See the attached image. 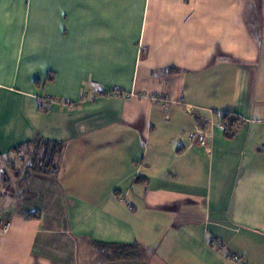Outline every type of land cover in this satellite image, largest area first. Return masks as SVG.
Here are the masks:
<instances>
[{
  "label": "crops",
  "instance_id": "1",
  "mask_svg": "<svg viewBox=\"0 0 264 264\" xmlns=\"http://www.w3.org/2000/svg\"><path fill=\"white\" fill-rule=\"evenodd\" d=\"M0 264H264V0H0Z\"/></svg>",
  "mask_w": 264,
  "mask_h": 264
},
{
  "label": "trees",
  "instance_id": "2",
  "mask_svg": "<svg viewBox=\"0 0 264 264\" xmlns=\"http://www.w3.org/2000/svg\"><path fill=\"white\" fill-rule=\"evenodd\" d=\"M119 91V97L128 95L122 90ZM108 92L106 93L104 91L102 94L108 95ZM45 102L46 99L40 105L42 110L45 109ZM223 121L225 122L226 137L233 138L235 136V124L238 122V119L230 114H226L223 117ZM22 148L26 149L23 155V162L26 163L25 170L30 176H54L58 174L60 170V159L65 149L63 142L38 137L24 144ZM96 246L100 250L102 257L106 260L136 259L142 252V247L138 242L131 244L97 243Z\"/></svg>",
  "mask_w": 264,
  "mask_h": 264
},
{
  "label": "built area",
  "instance_id": "3",
  "mask_svg": "<svg viewBox=\"0 0 264 264\" xmlns=\"http://www.w3.org/2000/svg\"><path fill=\"white\" fill-rule=\"evenodd\" d=\"M120 94V91L117 89L110 90L108 92V95H115L118 96ZM143 97H147V95H142ZM156 100L161 101L165 106L169 104V99L165 97H158L157 95H154L153 97ZM211 126L209 124H206L205 126L196 127L194 130L189 132L188 134V141L189 146H201V147H208L209 141H210V128ZM19 160V157L17 158ZM10 221H6L3 223L1 228V234L5 235L10 231Z\"/></svg>",
  "mask_w": 264,
  "mask_h": 264
},
{
  "label": "rangeland",
  "instance_id": "4",
  "mask_svg": "<svg viewBox=\"0 0 264 264\" xmlns=\"http://www.w3.org/2000/svg\"><path fill=\"white\" fill-rule=\"evenodd\" d=\"M23 155H24V152L22 153V151H18L17 153V157H19V164L20 163H23Z\"/></svg>",
  "mask_w": 264,
  "mask_h": 264
}]
</instances>
